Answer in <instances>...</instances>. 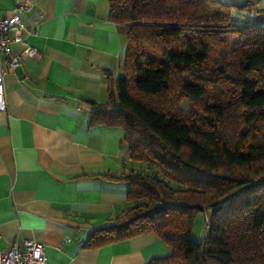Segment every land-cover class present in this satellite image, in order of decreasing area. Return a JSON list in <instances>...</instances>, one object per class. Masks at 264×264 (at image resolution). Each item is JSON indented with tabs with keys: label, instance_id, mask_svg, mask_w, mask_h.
<instances>
[{
	"label": "trees",
	"instance_id": "trees-1",
	"mask_svg": "<svg viewBox=\"0 0 264 264\" xmlns=\"http://www.w3.org/2000/svg\"><path fill=\"white\" fill-rule=\"evenodd\" d=\"M124 75L92 124L118 127L129 206L93 245L155 233L149 264H264V21L258 0H107ZM187 100V108L183 102ZM200 213L210 221L199 242Z\"/></svg>",
	"mask_w": 264,
	"mask_h": 264
},
{
	"label": "crops",
	"instance_id": "crops-1",
	"mask_svg": "<svg viewBox=\"0 0 264 264\" xmlns=\"http://www.w3.org/2000/svg\"><path fill=\"white\" fill-rule=\"evenodd\" d=\"M21 5L29 8L30 30L40 23L27 36L38 54L5 76L0 250L34 240L45 245L48 264H149L166 257L170 247L153 232L92 244L93 234L129 206L123 177L136 167L123 129L92 124L109 100L110 81L124 75L127 27L111 21L107 0H0V17ZM256 9L264 21V0Z\"/></svg>",
	"mask_w": 264,
	"mask_h": 264
},
{
	"label": "built area",
	"instance_id": "built-area-1",
	"mask_svg": "<svg viewBox=\"0 0 264 264\" xmlns=\"http://www.w3.org/2000/svg\"><path fill=\"white\" fill-rule=\"evenodd\" d=\"M218 1L226 3L230 0ZM28 10V7L21 5L12 14L0 17V112L7 109L5 76L38 54V51L28 44L27 36L38 33L40 23L36 21L32 30L27 27L24 14ZM3 57L9 59L7 66ZM209 227L210 221L206 217L205 228ZM0 264H48L46 247L34 240H26L23 244L15 241L6 252L0 250Z\"/></svg>",
	"mask_w": 264,
	"mask_h": 264
},
{
	"label": "rangeland",
	"instance_id": "rangeland-1",
	"mask_svg": "<svg viewBox=\"0 0 264 264\" xmlns=\"http://www.w3.org/2000/svg\"><path fill=\"white\" fill-rule=\"evenodd\" d=\"M183 108H187L188 106V101L185 100L183 102ZM208 232L207 230L205 229V219H204V214L203 213H200L197 220H196V223H195V228H194V232H193V236H194V239L199 242L202 238H204L205 236H207Z\"/></svg>",
	"mask_w": 264,
	"mask_h": 264
}]
</instances>
